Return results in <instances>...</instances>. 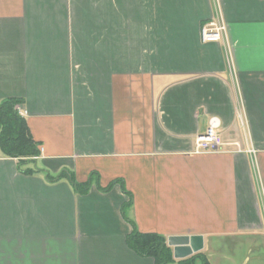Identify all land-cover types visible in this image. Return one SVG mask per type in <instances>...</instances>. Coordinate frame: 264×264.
I'll list each match as a JSON object with an SVG mask.
<instances>
[{
	"label": "crops",
	"instance_id": "1",
	"mask_svg": "<svg viewBox=\"0 0 264 264\" xmlns=\"http://www.w3.org/2000/svg\"><path fill=\"white\" fill-rule=\"evenodd\" d=\"M210 22L226 33L202 43ZM7 99L39 154L0 147V264H154L130 221L264 264V0H0ZM211 117L221 152L196 154Z\"/></svg>",
	"mask_w": 264,
	"mask_h": 264
},
{
	"label": "trees",
	"instance_id": "2",
	"mask_svg": "<svg viewBox=\"0 0 264 264\" xmlns=\"http://www.w3.org/2000/svg\"><path fill=\"white\" fill-rule=\"evenodd\" d=\"M19 103L20 100L16 99H7L0 103V147L5 155L19 159V166L21 167L28 162H35L34 158L38 157L39 153L36 143L27 133L24 119L17 113L16 106ZM21 171L24 174L39 172L35 169ZM68 177L76 193L85 194L92 185L91 177L85 183L79 184L74 182L71 174L68 175L66 171L61 172L57 176L47 175L50 181ZM117 183H121V188L125 191L121 180L113 181L105 191ZM130 205L129 201L122 207L123 214L124 210ZM130 223L132 231L126 237V244L138 256L149 257L153 259L154 264H210L201 252L182 260H175L164 236L140 233L131 221Z\"/></svg>",
	"mask_w": 264,
	"mask_h": 264
},
{
	"label": "built area",
	"instance_id": "3",
	"mask_svg": "<svg viewBox=\"0 0 264 264\" xmlns=\"http://www.w3.org/2000/svg\"><path fill=\"white\" fill-rule=\"evenodd\" d=\"M226 33V28L222 23L210 22L205 24L200 30V40L202 43H215L222 39ZM17 113L22 117V111L16 107ZM220 120L216 117L208 119L205 130L195 138L194 153L196 154H218L221 152L223 144L219 135ZM37 157H35L36 159Z\"/></svg>",
	"mask_w": 264,
	"mask_h": 264
},
{
	"label": "water",
	"instance_id": "4",
	"mask_svg": "<svg viewBox=\"0 0 264 264\" xmlns=\"http://www.w3.org/2000/svg\"><path fill=\"white\" fill-rule=\"evenodd\" d=\"M168 247L172 248L175 260H182L203 250L202 236H170L167 238Z\"/></svg>",
	"mask_w": 264,
	"mask_h": 264
},
{
	"label": "rangeland",
	"instance_id": "5",
	"mask_svg": "<svg viewBox=\"0 0 264 264\" xmlns=\"http://www.w3.org/2000/svg\"><path fill=\"white\" fill-rule=\"evenodd\" d=\"M172 250V249H171ZM202 253V252H201ZM203 254V253H202ZM198 263V262H197Z\"/></svg>",
	"mask_w": 264,
	"mask_h": 264
}]
</instances>
